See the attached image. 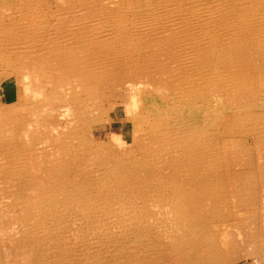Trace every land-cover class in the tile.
Listing matches in <instances>:
<instances>
[{"label": "bare ground", "instance_id": "1", "mask_svg": "<svg viewBox=\"0 0 264 264\" xmlns=\"http://www.w3.org/2000/svg\"><path fill=\"white\" fill-rule=\"evenodd\" d=\"M248 138L264 146V0H0V264L235 262L213 230L256 218Z\"/></svg>", "mask_w": 264, "mask_h": 264}, {"label": "rangeland", "instance_id": "2", "mask_svg": "<svg viewBox=\"0 0 264 264\" xmlns=\"http://www.w3.org/2000/svg\"><path fill=\"white\" fill-rule=\"evenodd\" d=\"M53 1H54V3H53ZM47 6L48 7L50 6V8H52V9H56L57 8V0H52V1L51 0H47ZM214 14H215V11L212 12V17H217V14H215V15ZM164 24H166V22H164ZM210 24H208V26L209 27L212 26L211 28L220 29L222 27V25L220 23L213 22V23H210ZM214 25H215V27H214ZM173 28H175L174 24L173 25H170L168 27V32L169 33L167 31H165L164 29L161 28L162 30L161 29L159 30L160 36H162L161 34L164 35L166 33L168 35H172V33L170 31ZM162 31H164L165 33L162 32ZM240 37H242V40L239 42L241 44V46L239 45V47H241V49L243 50V52L248 53V49L251 47L250 41L248 43L247 40H246V37H248V34L244 32V34H241ZM164 42H166V41H164ZM168 42H169L168 44H171V42H172V44L170 45V47L171 48H174L173 47L174 46L173 45L174 44L173 38L170 41H168ZM222 42L223 43L225 42L224 45H225V47L227 49L230 48V46H231L229 44L230 42H228L227 40H225V41L223 40ZM228 45H230V46H228ZM246 48H247V50H246ZM8 86H9V84L8 85H5L4 93L8 92V90H9V87ZM16 87L14 89H15L17 95H22L23 94V93H21L22 92V88H19V87L16 88ZM118 98L117 99L116 98L113 99V104L110 107L117 106L115 109H117V108L120 107V105L122 104V100L123 99H121V97H118ZM107 107H109V105H107ZM114 115H116V114H114ZM122 118L123 117H121L118 114V115L114 116L113 119H114V121L119 122V121H122ZM110 133H111L110 131H105L103 138H105L107 135H110ZM245 147L247 149V152H245L247 158H251V157L254 158L255 162L257 163V166H259V165H261V164L264 163V150H263L264 146H261L262 148L261 147H258L257 144L255 143V138H252V139L251 138H248L246 140V146ZM256 191L261 196L264 195V186L263 185H260V186L258 185ZM260 191L263 192V193L261 194ZM263 197H260V200L256 201L255 204L253 205L255 207V209L258 210V212L256 211L257 212L256 213V218L257 217H260L259 219L258 218L256 219L254 217L252 218L253 212L251 211L252 212V215H251L250 214V210H248L249 212L247 210H245L247 212L246 214L244 213L245 212L244 210L241 211L242 213L241 212H237L236 210H234V215H233V213L231 215L232 218L234 219V222H232L233 219L231 220L230 219L231 218L230 216L224 218L225 219V221H224V224H225L224 228L227 229V230H225L223 228V226L219 227V229L223 228V230L222 229L221 230H219V229H214L213 230L214 237L216 238L217 241H219V242L220 241L221 242L222 241L228 242V244L231 246V247L229 246V248H232L231 250L230 249H228V250L226 249V251L228 253L230 252V255L233 256V258L236 260L235 262H233L231 264H251L252 262H259V263L264 264V222H263L264 221V198ZM258 213H259V215H257ZM235 215H237V216H235ZM225 222L226 223L229 222V223L226 224ZM227 227H229L230 229L227 228ZM257 230H258V232L259 231L262 232V234H260V233H259V235L252 234V233H254ZM217 231L220 233V235L217 234L218 233ZM254 235H255V237H259V239L257 238V240H256V238L254 237ZM222 236L224 238H226V239H224ZM218 238H222V239L220 240ZM254 248H255V250H254Z\"/></svg>", "mask_w": 264, "mask_h": 264}, {"label": "clouds", "instance_id": "3", "mask_svg": "<svg viewBox=\"0 0 264 264\" xmlns=\"http://www.w3.org/2000/svg\"><path fill=\"white\" fill-rule=\"evenodd\" d=\"M24 81L28 84V88L25 89V94L30 95L31 94V77L30 74L26 72L25 76L23 77ZM126 88H128V102L122 104L125 111V117L131 120V113L129 112V106L133 103H135V111L138 113L140 108L143 106V100L140 98V96L136 95V93L133 91V88L130 86V84L125 85ZM117 106H115L112 110H114ZM110 136L113 138V143H116L115 137H119V143L117 144V147L119 148L120 145H123L125 147L130 146L129 143L125 142L122 135L119 134H110Z\"/></svg>", "mask_w": 264, "mask_h": 264}, {"label": "built area", "instance_id": "4", "mask_svg": "<svg viewBox=\"0 0 264 264\" xmlns=\"http://www.w3.org/2000/svg\"><path fill=\"white\" fill-rule=\"evenodd\" d=\"M251 264H262V263H259V262H252Z\"/></svg>", "mask_w": 264, "mask_h": 264}]
</instances>
